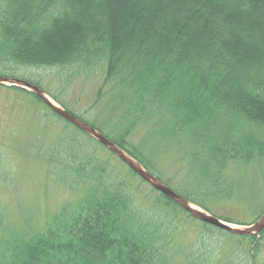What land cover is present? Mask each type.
I'll return each mask as SVG.
<instances>
[{
  "label": "trees",
  "instance_id": "16d2710c",
  "mask_svg": "<svg viewBox=\"0 0 264 264\" xmlns=\"http://www.w3.org/2000/svg\"><path fill=\"white\" fill-rule=\"evenodd\" d=\"M52 67L104 71L95 103L113 120L104 134L168 186L156 161L170 141L202 145L176 192L208 211L225 202L255 220L264 212V0H0V76L45 89L19 71ZM72 127L37 156L46 151L64 183L82 187L79 199L44 222L8 224L0 264H264V229L234 234L154 188L142 196L89 145L84 153ZM1 163L12 162L0 152Z\"/></svg>",
  "mask_w": 264,
  "mask_h": 264
},
{
  "label": "rangeland",
  "instance_id": "374dc122",
  "mask_svg": "<svg viewBox=\"0 0 264 264\" xmlns=\"http://www.w3.org/2000/svg\"><path fill=\"white\" fill-rule=\"evenodd\" d=\"M23 71H19L20 74L41 81L48 94L57 96L56 100L64 104L67 110L96 123L95 126L100 127L102 133L111 131L113 120L109 119V108L95 105L105 75L102 69L87 73L59 67L28 69L30 74ZM36 96L0 84V152L12 162L0 164V239L5 235L8 224L16 220L31 224L36 220L44 222L46 217L59 212L66 202L74 204L82 190L81 186H76L78 190L70 189L69 183H64L69 182V175L62 168L54 166L56 164L46 163L49 154L45 150L37 156L39 144L51 148L52 144L54 146L64 138L65 133H69L73 124L70 127L69 121L60 120L57 113ZM108 99L109 95L104 103ZM79 134L86 148L84 153H87L89 145L90 152L97 157L96 163H110L111 168L120 172L121 176L129 177L142 196L153 194L152 185L135 175L134 170L118 155L91 139L84 131ZM37 136L40 139L38 142ZM141 138L142 134H137L133 143H140ZM149 140L153 146H158L154 135ZM170 142L164 149L165 155L159 157L156 163L164 172L165 179L172 181L174 187L183 188L192 163H200L204 149L196 140L188 139L184 146L173 145H179L176 141ZM243 173L244 180L251 179L250 174ZM240 177L239 173L234 175L235 180ZM209 210L215 216L229 217L240 224L255 221L253 213L243 204L214 203ZM217 238L221 239L218 235ZM227 245L232 246V242L227 241ZM226 250L230 249L227 247Z\"/></svg>",
  "mask_w": 264,
  "mask_h": 264
},
{
  "label": "water",
  "instance_id": "95a60500",
  "mask_svg": "<svg viewBox=\"0 0 264 264\" xmlns=\"http://www.w3.org/2000/svg\"><path fill=\"white\" fill-rule=\"evenodd\" d=\"M0 84H4L7 86H16L35 93L55 113H57L70 123L74 124L100 143L104 144L109 150L118 155L125 163H127L134 170V172L141 176L145 181L151 184L155 189L161 191L162 193L176 201L180 206L190 212L195 218L239 235H255L259 234L264 229V213L254 223L249 225H240L224 221L223 219L206 211L202 207L192 203L191 201L174 191L171 187L166 185L158 177L153 175L144 167V165L139 160L134 158L128 152L119 147L116 143L107 138L98 129L64 108L42 88L20 78L4 76H0Z\"/></svg>",
  "mask_w": 264,
  "mask_h": 264
}]
</instances>
